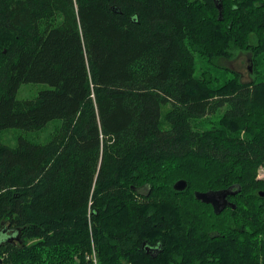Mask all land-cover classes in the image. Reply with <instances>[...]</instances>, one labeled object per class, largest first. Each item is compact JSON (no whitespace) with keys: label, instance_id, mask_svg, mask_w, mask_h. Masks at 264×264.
<instances>
[{"label":"trees","instance_id":"1","mask_svg":"<svg viewBox=\"0 0 264 264\" xmlns=\"http://www.w3.org/2000/svg\"><path fill=\"white\" fill-rule=\"evenodd\" d=\"M220 1L221 21L214 0H0V132L61 121L47 144L0 143V264L179 251L207 207L193 193L230 187L231 264H264V0ZM238 51L260 80L196 74L195 55Z\"/></svg>","mask_w":264,"mask_h":264},{"label":"flooded vegetation","instance_id":"2","mask_svg":"<svg viewBox=\"0 0 264 264\" xmlns=\"http://www.w3.org/2000/svg\"><path fill=\"white\" fill-rule=\"evenodd\" d=\"M211 192V191H210ZM215 192V191H212ZM231 187L228 189V195L225 201L222 200L218 207L220 208L219 213H215V207L212 204H206L201 201L198 203L206 205L207 207H201V213L198 217L196 229H191L188 226L187 231L182 232L181 250H174L172 253L163 255L165 249L162 247L160 240L148 235L145 241L139 243L137 248V254L134 258L137 260V264H154L157 263L158 257L162 262L178 261L179 264H231ZM139 195L144 196L141 191H138ZM194 195V193H193ZM195 197V196H194ZM210 212L215 216L209 215ZM224 213L222 216H217L220 213ZM204 214L206 216H204ZM208 216V217H207ZM192 231H191V230ZM2 232L1 236H5ZM9 236V235H8ZM9 238H13L10 236ZM3 238H0L2 240Z\"/></svg>","mask_w":264,"mask_h":264},{"label":"rangeland","instance_id":"3","mask_svg":"<svg viewBox=\"0 0 264 264\" xmlns=\"http://www.w3.org/2000/svg\"><path fill=\"white\" fill-rule=\"evenodd\" d=\"M196 63V74H200L202 71H210L211 75L219 79V82H223L226 79L232 78L235 75L240 77L242 82H250L251 80H260L252 73V68L249 63V55L246 53L236 52L232 59L229 60H218V62L204 61L203 58L195 55ZM221 65V66H220ZM224 68H223V67ZM261 70L264 76V60L260 62L259 71ZM48 86L45 84H25L19 88L17 93L18 100H32L36 97L39 91L47 89ZM61 121H54L50 123L43 130L28 133L18 129H9L0 132V143L8 146L15 147L17 139L23 137L33 144H47L46 142L53 136L55 130L61 126ZM257 178L264 179V166L258 171ZM144 193V191H142ZM10 234V233H9ZM15 241V239L11 238ZM13 241V242H14Z\"/></svg>","mask_w":264,"mask_h":264},{"label":"water","instance_id":"4","mask_svg":"<svg viewBox=\"0 0 264 264\" xmlns=\"http://www.w3.org/2000/svg\"><path fill=\"white\" fill-rule=\"evenodd\" d=\"M215 3V8L218 12V19L219 21H221L222 19V4L220 0H214ZM186 181L184 180H178L177 182L174 183L173 185V189L177 192H182L186 189ZM235 193L231 192V196H233ZM228 195V190H224V191H217V192H195L194 196L195 199L198 201H201L203 203L206 204H212L215 208V213H219L220 212V208H223L224 205H221V207L219 208L218 205H220V202L222 200L225 201L226 196ZM260 196H264L263 193L259 194ZM226 206H231L232 209H235V205L234 204H225Z\"/></svg>","mask_w":264,"mask_h":264}]
</instances>
